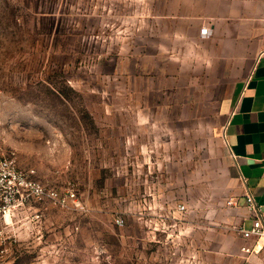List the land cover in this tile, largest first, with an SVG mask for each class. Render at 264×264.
Segmentation results:
<instances>
[{
	"label": "rangeland",
	"instance_id": "374dc122",
	"mask_svg": "<svg viewBox=\"0 0 264 264\" xmlns=\"http://www.w3.org/2000/svg\"><path fill=\"white\" fill-rule=\"evenodd\" d=\"M142 8L141 0H0V151L80 204L31 203L6 216L0 264H187L173 260L180 251L147 242L145 215L134 218L155 174L166 179L169 205L215 206L227 232L222 213L243 190L225 182L228 92L178 77L168 53L135 50L147 48L131 31ZM223 256L214 264H229Z\"/></svg>",
	"mask_w": 264,
	"mask_h": 264
},
{
	"label": "crops",
	"instance_id": "0c3cea01",
	"mask_svg": "<svg viewBox=\"0 0 264 264\" xmlns=\"http://www.w3.org/2000/svg\"><path fill=\"white\" fill-rule=\"evenodd\" d=\"M141 2L143 8L133 14L137 24L131 31L134 38L146 37L147 48L135 50L168 53L163 60L177 63L178 77L194 83L207 78L213 92L227 90L220 136L227 157L225 182L230 191L235 185L243 190L235 205L222 213L221 227L226 233L220 232L215 206L209 212H203L202 206L189 212L185 200L169 205L163 174L151 179L147 199L133 203L134 218L138 223L145 215L147 242L165 243L180 251L174 261L214 264L221 251L229 264H264V249L251 254L241 251L242 247L258 251L262 242L255 245L232 231L251 226L253 214L244 199L247 193L264 218V0ZM201 29L207 33L201 34ZM182 204L185 212L177 210Z\"/></svg>",
	"mask_w": 264,
	"mask_h": 264
},
{
	"label": "built area",
	"instance_id": "2783aa9c",
	"mask_svg": "<svg viewBox=\"0 0 264 264\" xmlns=\"http://www.w3.org/2000/svg\"><path fill=\"white\" fill-rule=\"evenodd\" d=\"M207 29H201V34H206ZM34 172L21 171L17 168L13 156L4 154L0 151V225L5 223V218L13 214L18 209L26 208L31 203L48 202L54 206L68 208L70 205L80 207L79 203L70 191L65 194H59L57 190L47 188L40 182L32 179ZM247 208L253 214L251 226L249 229L240 227L237 232L245 240H253L255 245L262 242L258 251L253 248L242 247L241 251L245 254L258 253L264 249V218L261 217L260 208L254 202L251 194L244 196ZM228 206H234V200L227 202ZM179 212H185L186 208L182 204L178 206ZM115 224L123 225V220L115 219Z\"/></svg>",
	"mask_w": 264,
	"mask_h": 264
}]
</instances>
